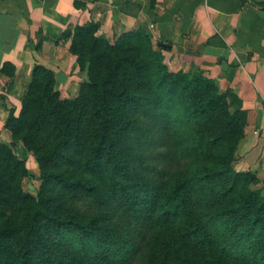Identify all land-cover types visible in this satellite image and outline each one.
<instances>
[{
	"label": "trees",
	"instance_id": "1",
	"mask_svg": "<svg viewBox=\"0 0 264 264\" xmlns=\"http://www.w3.org/2000/svg\"><path fill=\"white\" fill-rule=\"evenodd\" d=\"M98 30L89 21L61 35L81 77L74 95L36 63L20 109L9 108L0 264H264V192L235 167L241 99L171 67L144 26ZM19 145L38 166L36 192Z\"/></svg>",
	"mask_w": 264,
	"mask_h": 264
},
{
	"label": "crops",
	"instance_id": "2",
	"mask_svg": "<svg viewBox=\"0 0 264 264\" xmlns=\"http://www.w3.org/2000/svg\"><path fill=\"white\" fill-rule=\"evenodd\" d=\"M264 0H0V136L9 108L20 109L34 64L56 73L61 96L81 81L70 38L62 33L94 21L105 36L144 26L165 44L173 68L197 70L232 89L248 110L242 144L259 151L264 164ZM152 25V27H151ZM64 58L68 60L66 63ZM1 139V138H0Z\"/></svg>",
	"mask_w": 264,
	"mask_h": 264
},
{
	"label": "rangeland",
	"instance_id": "3",
	"mask_svg": "<svg viewBox=\"0 0 264 264\" xmlns=\"http://www.w3.org/2000/svg\"><path fill=\"white\" fill-rule=\"evenodd\" d=\"M99 35H103L104 32L100 33L99 30L97 32ZM66 63H69L68 60L64 58ZM56 74V73H55ZM57 89L59 90L60 94L62 88L59 89L57 85ZM76 91V84L70 83L67 87V92H71L72 94ZM7 131V130H6ZM8 132V131H7ZM0 141L9 142L11 140V135L8 132V135L0 136ZM242 142V141H241ZM248 145L240 143L237 150H236V162L235 167L237 170H248L251 173H255L256 177L258 178L257 187L262 188L264 192V164L259 159V151L253 149V147H247ZM17 153L21 156L26 158V166L31 172L32 177L28 178L24 181V188L27 190H31L36 192L38 184H39V171L38 166L34 162V159L29 155L26 154L24 149L21 145L17 146L16 148Z\"/></svg>",
	"mask_w": 264,
	"mask_h": 264
},
{
	"label": "water",
	"instance_id": "4",
	"mask_svg": "<svg viewBox=\"0 0 264 264\" xmlns=\"http://www.w3.org/2000/svg\"><path fill=\"white\" fill-rule=\"evenodd\" d=\"M163 46L167 47L165 44L161 43Z\"/></svg>",
	"mask_w": 264,
	"mask_h": 264
},
{
	"label": "built area",
	"instance_id": "5",
	"mask_svg": "<svg viewBox=\"0 0 264 264\" xmlns=\"http://www.w3.org/2000/svg\"><path fill=\"white\" fill-rule=\"evenodd\" d=\"M151 27H152V25H151Z\"/></svg>",
	"mask_w": 264,
	"mask_h": 264
}]
</instances>
